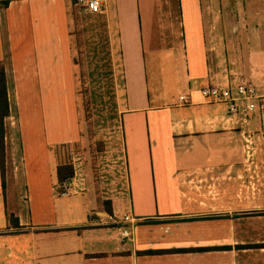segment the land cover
I'll return each instance as SVG.
<instances>
[{"label":"crops","instance_id":"obj_1","mask_svg":"<svg viewBox=\"0 0 264 264\" xmlns=\"http://www.w3.org/2000/svg\"><path fill=\"white\" fill-rule=\"evenodd\" d=\"M222 2L104 0L89 13L78 0H0V264H264V142L238 143L243 130L264 135V116L243 129L199 95L226 70L264 78V21L237 0L222 16ZM82 54L93 60L88 90L108 93L114 111L94 134L74 98ZM96 140L103 150L89 161L83 148ZM67 145L84 161L61 197ZM97 214L136 222L122 238V224Z\"/></svg>","mask_w":264,"mask_h":264},{"label":"built area","instance_id":"obj_2","mask_svg":"<svg viewBox=\"0 0 264 264\" xmlns=\"http://www.w3.org/2000/svg\"><path fill=\"white\" fill-rule=\"evenodd\" d=\"M78 2L83 10L89 13H98L104 4V0H78ZM199 95L203 103L223 106L226 120L243 129L250 125L253 117L260 119L264 116V78L253 80L226 70L215 75L207 86L199 90ZM177 101V104L182 106L188 103L187 97L182 95L178 96ZM253 132L249 129L241 132V135L249 139L245 140L246 151L253 147L250 141ZM68 183L63 184L56 192L58 196L63 197L67 194ZM96 217L105 225L122 224L123 227L120 228L122 238L130 236L129 230L136 222L130 214L121 217H116L114 214H97Z\"/></svg>","mask_w":264,"mask_h":264},{"label":"rangeland","instance_id":"obj_3","mask_svg":"<svg viewBox=\"0 0 264 264\" xmlns=\"http://www.w3.org/2000/svg\"><path fill=\"white\" fill-rule=\"evenodd\" d=\"M217 1V0H216ZM224 2H222V16H226V13L228 12L227 8L228 7V3L227 0H222ZM240 4V6L238 7L237 11L243 12V13H251L252 9H260V13L258 15L261 16V21H264V2H261L260 0H258L257 5L252 3L251 1H247V0H237ZM261 2V3H260ZM233 4V3H232ZM232 7V6H231ZM233 9H234V5H233ZM71 11V10H70ZM235 12V10H234ZM258 17V16H257ZM74 19V16H73ZM75 21L77 26L75 25ZM73 22V26L74 28L72 29V31L75 32L74 38H75V42L73 43L74 47L76 49H80L82 47V44L80 42H78V39H80V33L77 32V28L79 25V18L78 16H76V19ZM255 21H257V19H255ZM72 26V27H73ZM264 46V43H263ZM85 47L83 49V53L85 54ZM78 66H79V75H78V79H79V84H77V88H74V98L75 100L79 101V105H78V114L80 115V122L82 125V128L84 129V131H86L88 133V131H90L92 134H94V129L96 130V132L98 131H102L105 123L108 121V117L109 115L112 114L113 111V107L111 108V106H108V104H104V101H107V97H108V93H104L103 89H91L88 90L87 85H86V79L88 78V81L92 82V75L88 73V77L86 75V61H85V57L82 56H78ZM87 63H88V71L91 70V67L93 66V60H91L90 58L87 59ZM86 63V64H87ZM106 65H104L103 67H105ZM83 72H82V71ZM64 77H67L69 74L67 73L66 70V66L64 69ZM83 76V77H82ZM68 81V80H67ZM68 84V82H67ZM85 84V86H84ZM106 84V81L105 83ZM68 88L67 90L70 89L69 84L67 85ZM64 87V86H63ZM168 89V85L167 88ZM66 88L64 87L62 90V94H63V100L65 101L66 98L69 96V91H67ZM106 90H108L106 88ZM69 98V97H68ZM243 137L238 138V143L240 146H244L245 145V140H249L246 136L241 135ZM264 135L260 136L258 135L257 132H253L252 138L250 139V141H252V145L253 147L255 145L257 146H261L263 145V138ZM251 147V146H250ZM63 151V154L61 155V161L60 163H65V164H71L74 170H77L78 173H81V169H82V161L84 156L82 155L81 151L76 149V147H72L70 145L67 146H62L61 147ZM245 149V147H244ZM103 150V144L100 140H96V142L94 143V146L89 149L83 148V151H85V154L90 158L89 161H92V156L93 154H95L96 152H99ZM83 156V157H82ZM251 160V159H250ZM258 161L260 159H257ZM256 161V159H255Z\"/></svg>","mask_w":264,"mask_h":264},{"label":"trees","instance_id":"obj_4","mask_svg":"<svg viewBox=\"0 0 264 264\" xmlns=\"http://www.w3.org/2000/svg\"><path fill=\"white\" fill-rule=\"evenodd\" d=\"M4 5V4H3ZM8 101H7V94H6V86H5V77H4V70L3 66L0 63V171L3 176L4 172V164H5V118L8 116ZM74 177V170L72 165L69 164H61L56 167V179L61 187L63 184L67 183L69 180L73 179ZM10 224L14 227L17 226V220L13 219L11 216L8 217Z\"/></svg>","mask_w":264,"mask_h":264}]
</instances>
